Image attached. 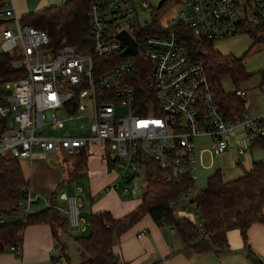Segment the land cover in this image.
I'll use <instances>...</instances> for the list:
<instances>
[{
    "label": "built area",
    "instance_id": "2783aa9c",
    "mask_svg": "<svg viewBox=\"0 0 264 264\" xmlns=\"http://www.w3.org/2000/svg\"><path fill=\"white\" fill-rule=\"evenodd\" d=\"M178 1L181 8L169 27L140 37L135 31L149 24H140L135 0H91V45L85 50L68 43L54 47L46 30L21 22L13 0L0 1V50L14 53L24 69L14 80L0 78V161L36 159L35 147L43 159H54L59 153L73 155L87 149L89 142L98 143L113 150L107 153V163L117 169L108 191L130 193L133 179L144 171L146 180L153 162L167 180L191 178L192 184L170 203L176 214L183 210L179 201L184 199L190 219L199 224L197 197L202 190L195 182L201 154L209 151L218 157L235 147L244 158L253 146L264 147V111L251 112L246 107L240 115H228L208 77L205 60L192 57L176 27L189 29L199 44L231 36L243 24L258 25L264 20V0ZM139 7L149 9L146 2ZM123 29L136 40V52L130 53L117 37ZM136 55L149 62L146 88L155 96L138 94L133 82ZM100 57L116 61L99 63ZM234 92L247 101L245 90ZM117 104L125 110L118 112ZM72 120L78 121L79 134L45 132ZM199 137L210 138L208 146L199 149ZM5 151L11 155L5 156ZM21 191L20 219H24L40 195L30 184L22 185ZM62 196L68 203L69 227L74 232L84 229L80 198ZM7 216L0 212V222ZM9 249L20 257L22 242Z\"/></svg>",
    "mask_w": 264,
    "mask_h": 264
},
{
    "label": "trees",
    "instance_id": "16d2710c",
    "mask_svg": "<svg viewBox=\"0 0 264 264\" xmlns=\"http://www.w3.org/2000/svg\"><path fill=\"white\" fill-rule=\"evenodd\" d=\"M91 0H66L63 3L50 6L38 12L21 16V22L46 30L52 45L59 46L68 43L81 50L89 49L91 45V26L89 21V6ZM2 21H0V25ZM161 30L160 26L147 25L139 28L136 36H143ZM178 34L185 39V44L192 57L205 60L207 74L215 84L216 94L221 107L230 116L240 115L246 110V100L226 93L220 85V78L230 74L238 84L249 79L251 74L246 70L243 57L233 53H221L213 47L212 41L199 44L189 29L183 25L176 27ZM253 42L264 41V20L258 25L243 24ZM137 70L133 76L140 97L154 95L146 88V80L150 73L149 62L145 57L135 56ZM115 58L100 57L97 62L107 63ZM24 73L12 52L0 50V78L14 80ZM264 74V72H263ZM0 90V101L2 99ZM78 160L70 175H80L85 166L88 154L82 148L77 153ZM0 212L9 214L20 212L19 200L22 196L21 186L30 182L25 178L19 159L4 158L0 161ZM192 184L191 178L178 176L167 180L155 163L150 164V171L145 180L141 202L130 212L121 217H115L110 211L93 213L90 217L88 233L75 237L80 250L81 260L78 264H123L114 252L113 245L117 237L141 219L150 214L158 224L171 225L184 240L186 247L195 253L221 252L229 250V226L224 221V213L236 206V197L243 193L249 201V208L239 211L233 227L241 231L245 245L247 232L254 223L264 222V160L253 161L249 170L242 176L224 179L221 171H215L208 177L206 188L197 197L199 224L188 216L176 215L171 201L179 199L181 194ZM55 195V192L51 195ZM49 224L54 237L60 244L62 232L69 227L68 217L57 207L47 205L41 210L30 212L24 219H10L0 222V253L11 244L22 242L24 228L29 224ZM65 258V254H63Z\"/></svg>",
    "mask_w": 264,
    "mask_h": 264
},
{
    "label": "crops",
    "instance_id": "0c3cea01",
    "mask_svg": "<svg viewBox=\"0 0 264 264\" xmlns=\"http://www.w3.org/2000/svg\"><path fill=\"white\" fill-rule=\"evenodd\" d=\"M13 4L16 15L21 17L29 13L34 2L33 0H24L22 3L18 0H13ZM251 103L252 99L248 101V109L251 112L264 111V106L255 108L254 104L250 106ZM92 149L97 150L98 153L103 152L102 147L98 143H92ZM94 158L92 160L94 163L91 166L88 163V169H86V174L88 175L87 187L79 181L85 174L84 167L80 175L69 174L68 178L66 175L67 180L61 183L59 182L61 177L59 174L56 180L58 183L47 188L40 184V178L35 175L33 170L29 178L24 175L29 180L34 193L51 196L55 192L52 200L51 197L49 199L64 215H66L68 203L62 195H77L80 198V216L84 220L85 227L75 232L68 227L66 231L71 233L74 238L79 234L89 232L90 217L93 213L110 211L115 217H121L133 210L141 202L140 195L132 194L131 198L122 200L116 191H108L106 189L107 184L117 177V173H114L108 163L101 161L98 157ZM87 159L89 160L88 157ZM34 161L35 159L30 160L31 167ZM72 182L75 183V186L72 185ZM60 187H62V190L58 193L57 189ZM104 187L106 193L93 201L90 208L83 212L84 198L82 193L87 189L92 197L93 194L98 193ZM249 205L250 203L244 194L239 193L236 197L235 208L224 213V221L230 227L228 230L230 248L226 251L195 253L186 247L184 240L171 225L158 224L150 214H145L117 237L113 250L120 257L123 264H264V222L254 223L248 229L247 243L249 246L245 245L241 231L233 227L237 212L247 210ZM35 211L38 210H31V212ZM61 244L64 249L66 242L62 241ZM22 247L23 250L20 257L9 248L0 253V264H56L58 259H65L63 255L57 256L59 252L57 240L52 233L50 225L46 223L27 225L23 231Z\"/></svg>",
    "mask_w": 264,
    "mask_h": 264
},
{
    "label": "rangeland",
    "instance_id": "374dc122",
    "mask_svg": "<svg viewBox=\"0 0 264 264\" xmlns=\"http://www.w3.org/2000/svg\"><path fill=\"white\" fill-rule=\"evenodd\" d=\"M16 1V0H14ZM20 2H24V0H18ZM62 1V2H61ZM66 0H33L34 5H32L29 13L38 12L50 6L57 5L58 3H63ZM160 0H135L138 8V20L140 24H149L153 26H160L161 28H167L171 25L172 20L175 19L178 15L179 9L181 8V4L178 0H166L160 7L158 6ZM146 2L149 5V9L142 11L139 4ZM27 13V14H29ZM26 15V14H24ZM213 47L220 51L221 53H233L237 56L243 57V63L245 65L246 70L251 74L249 79L245 82H240L236 84L230 74H224L220 78V85L223 91L226 93H232L236 90V88H241L245 90L247 97V106L248 101L252 103L250 106L254 104L255 108L264 106V90L260 88L261 84L264 83V41L262 42H253L249 33L245 30H240L237 34L227 36L224 38H219L213 40ZM1 90V87H0ZM117 111L121 112L125 110V107L121 105H116ZM249 108V107H248ZM252 110V109H251ZM261 112V111H260ZM78 125V121H67L62 128L57 129H46V133L54 134V135H70V134H79L75 130ZM211 139L206 137H199L198 148L202 149L203 147L208 146ZM102 147V146H101ZM103 152L98 153L97 150L92 149V143L89 142L87 146V154L88 158L87 162H85L84 176L79 180L80 183L85 184L87 187L88 175V163L91 166L95 159L94 157H98L101 161L107 163V153H113V150L110 147H102ZM40 149L35 147V161L31 167L30 160H20V164L23 170V173L27 178L30 177V173L33 170L35 175L40 178L41 185L44 188L48 186H52L58 183L57 177L59 174L61 175L59 182L61 183L69 177L70 171L74 168V162L78 160L79 156L77 154H64L59 153L57 158L54 159H43L42 154L39 152ZM5 156H10V151L4 152ZM93 157V158H92ZM91 158V159H90ZM264 160V147L261 146H253L248 149L245 153L244 158H241L237 155V150L235 147H230L224 154L214 157L211 152L205 151L201 154L198 163L197 169V180L195 182L197 189L202 190L207 186L208 177L213 174L215 171H221L224 179H233L239 176H242L246 173L247 170L252 165L253 161H262ZM91 163V164H90ZM114 173H117V169L113 168ZM64 178V179H62ZM132 190L130 193L122 194L118 191L116 193L122 200L129 199L133 195L142 196L145 187L144 180V171H142L140 176H137L133 179ZM110 183V182H109ZM108 183V184H109ZM107 184V185H108ZM72 185L75 186V183L72 182ZM77 188V187H76ZM62 187L57 189V192H61ZM114 191V190H113ZM106 193L105 187L102 188L98 193L91 195L89 191L82 193L84 198V207L83 212L86 209H89L91 203L102 195ZM49 195H40V198L34 201L31 204V210H39L46 207V199H49ZM51 201V200H50ZM179 205L183 206V210L181 212L176 213V215H186L189 218L192 217L191 212L187 208L186 201L181 199L179 201ZM22 216V211L16 214H9L7 216V220L10 219H19ZM63 238L62 241L66 242V246L64 249L62 248V244L57 242L58 253L57 256L65 254L67 258L56 261V264H76L80 261V250L77 241L74 236L68 231L62 232Z\"/></svg>",
    "mask_w": 264,
    "mask_h": 264
},
{
    "label": "water",
    "instance_id": "95a60500",
    "mask_svg": "<svg viewBox=\"0 0 264 264\" xmlns=\"http://www.w3.org/2000/svg\"><path fill=\"white\" fill-rule=\"evenodd\" d=\"M166 0H160L158 6L160 7ZM117 37L121 39L127 46V49L130 53H134L137 50V43L134 37L129 33L128 30L123 29L117 33ZM243 158V155H241Z\"/></svg>",
    "mask_w": 264,
    "mask_h": 264
}]
</instances>
